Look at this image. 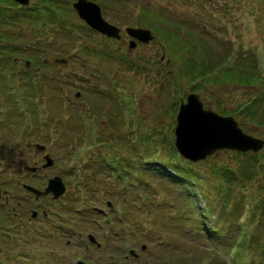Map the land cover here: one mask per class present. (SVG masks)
I'll return each instance as SVG.
<instances>
[{"label":"rangeland","instance_id":"rangeland-1","mask_svg":"<svg viewBox=\"0 0 264 264\" xmlns=\"http://www.w3.org/2000/svg\"><path fill=\"white\" fill-rule=\"evenodd\" d=\"M217 1L214 0V5L209 4V11L208 6L204 5V0H199V4L196 0L190 2H187V0H153L152 5L156 9L165 7L167 9L160 14L152 13V25H155L156 21H163L162 23L168 28L167 35L157 34L158 42H154L153 46L149 43L153 36H149L142 46L132 51L127 49V44L122 46L118 43L112 44L106 41L98 42V52L102 49V54L96 56L97 54L93 53L90 56V61H87L82 69L77 64L73 67L71 65L63 67L62 72L65 75H70L74 80L71 83V85L74 84L71 90L65 89L64 92V95L68 96V100L58 96H56L57 99L50 100V94H53V92L46 91L41 98L37 96L36 99H32L31 97L34 104L30 107L25 103L26 98L24 101L22 94H20L23 99L21 108L28 111L24 113L25 115L18 112L11 115V119L7 120V134L0 128V151L2 153L0 173L6 168V175L0 176V181L7 184L8 189H11L12 185H16L17 178H22L20 174L22 167L27 164L41 166V163H43V155L35 151V146L30 150L27 148L29 137L32 134L34 135L33 126L27 128L28 120L35 115L36 109H42L37 111L39 125L47 126L46 124L49 123L53 132L51 135L37 133L36 139L39 140V144L47 146L48 152L52 153L56 164L50 169L43 170L42 176L38 180L40 182L38 185L41 187L39 189H43L48 179L60 176L63 178L67 192V197L63 200L64 202L67 201L70 190L72 191L74 186L70 185V183H74L70 179V172L74 167L75 161H69L68 158L71 151L75 150L81 143V133L85 127L78 131V124H73V141L66 148L62 138L67 130H61V134L56 132L54 129L57 128V124L51 122L50 117L52 120H59L61 117L66 120L75 118V121H70L75 123L78 115H81L78 119H84L85 123L88 120H92L97 125L100 124L102 126L100 122L107 121L105 127L108 128V138L117 143L120 140L118 143L119 148L127 153L126 157L130 162V166H126L117 160L118 171L132 172L133 177L131 179L138 177L144 179L147 183L141 185V191L137 189V194L142 195V193H145L147 204L151 203L152 200L155 204L152 206L157 209H153L149 205H141L138 208L139 203L142 202H134L135 199L130 193L124 191L122 186H119V188L114 187L107 178L106 183L101 185L100 189L94 190L99 194L109 193V198H115L116 200L125 199L126 204L131 202L132 206H127L124 210L127 221L131 223L130 233L127 236L121 237L118 235L117 237L114 234H107L105 228H103L106 225L103 224L104 222L100 217L96 216L95 220H90L88 218L90 213L85 211V209L84 211L82 210V213H79L80 210L77 209H81V205L78 202H74L75 205L69 210L62 201H58V206H54L53 203H47V207H51L52 212L56 214L50 220L49 218L42 219L37 223L36 228L28 225L26 231L18 230L22 224L17 225L18 220L7 217L8 227L11 229L7 233V244L5 245L7 252L6 254L3 253L7 264H75L76 259H73L79 256L90 264H112L110 262L112 258L109 256L112 251L116 256H119V260L122 262L120 264H151L148 263L150 260L153 264H167L169 259H175L173 254L176 251H180L183 256V251L193 252V249L201 245L198 242H193L194 233L190 232L186 225L188 214L191 212L188 206L185 205L187 196L192 199L195 197V207H192V209L195 210L194 208H196L198 213L200 212V207L197 206V203L199 202L202 206L205 203L197 188L199 183L197 179L190 178L191 181L188 182L187 185L189 186L186 189L181 185L179 188L177 186L167 187L163 181L160 180V182L157 179L156 174L152 173L149 175L143 170V172H139L138 164L143 161L153 162L160 155L163 156V151L160 150L166 144L165 142L174 141L173 129L176 125V103L182 98L186 101V96L195 92L199 93L205 109L211 108L217 113H219V110L226 112L235 117L239 125L243 127L244 132L264 139L262 136L264 130L261 131V128L253 125H246L242 118L240 119L236 115L238 114L236 111L235 114L229 113L236 110L239 106L254 100L258 95V89L260 90L258 84L264 79V0H232L230 13L226 12L224 0L220 1L221 5L216 6ZM133 18H136V16ZM190 21L196 22V29L188 26ZM170 26L172 27L170 28ZM180 26L182 28H179ZM185 27L188 28V34L185 38H181L180 42L176 43L168 39L169 32L186 34ZM79 39L82 42L84 41V45H88L85 42L87 38L79 36ZM187 39L196 42L198 48L202 51L203 48L207 49L209 45L211 54L217 60V67L213 69L212 75L208 79V81L212 82L210 85L202 86L201 76L197 72L192 77L184 74V67L188 63L182 59L193 60L191 55L194 52L189 42L183 43L182 40ZM60 43L63 44V42ZM165 45L164 62L167 64L165 68H159L164 72V75H160L157 69L159 66L156 65L158 62H155V60L160 61L163 55L161 46ZM57 48L61 51L63 50L61 47ZM68 48L64 46L65 51ZM78 48L79 43L71 51L69 49L64 57L69 55L70 58H73L79 52ZM241 52L247 59H241ZM49 53L50 57H47V59L51 65H54L53 61L54 58H57L55 55L58 53L53 54L50 51ZM115 57H126L132 62L130 65L123 64ZM249 58L256 59V61L248 60ZM194 59L195 62L199 61L197 58ZM81 61L85 62L82 58ZM24 63H28L29 69L33 68L30 62ZM221 70L224 76L228 77V81L225 79V82H221L223 80L219 72ZM111 77L114 78L116 83L114 87L110 85V83H113ZM216 79L219 80L214 82ZM255 81L256 84H254ZM80 84L85 88H77ZM76 92H81L80 98L85 97L89 102L95 96L100 97L102 95L104 99L100 98L99 106L108 105L109 109L114 111L117 109L115 106L117 102H114L115 104L112 102L119 99L120 116L118 113L113 114L112 111L110 113L106 109L99 110L98 106H94V109L92 106L90 109L85 100H83L82 104L76 105L79 109H75L72 103L75 101L74 95ZM218 100L221 102L220 107L217 108L216 102ZM39 102L41 104H38ZM121 116L125 117L127 123L125 122L124 124ZM146 134L154 136L157 141L162 139L161 134H163L165 135V142L162 146H158L157 149L153 150L151 146L156 147L160 143H151V146H149L148 143L151 141L145 140ZM3 137L6 139H3ZM11 137L13 138L9 141ZM139 137H141V140H138ZM128 139L131 144L137 143L135 150L132 152L130 151L131 147ZM157 150L158 153L156 154L155 151ZM230 151L237 152L228 149L217 150L211 157L209 156L193 165L196 171L203 173L202 175L207 179L208 188L211 192L216 189L215 181L211 174V167L215 164L213 160L234 165L236 161L238 162V158L233 157V153ZM86 154L82 167L88 159L89 153ZM77 156L74 158H77ZM173 161L180 166L188 165L180 156L176 158V161ZM158 167L161 168L160 166ZM169 169L170 171L172 170L173 174L178 172V169ZM163 170L165 175H173L169 170ZM22 174H24V170ZM25 176L29 178L27 175ZM81 176H83V172H81ZM151 181L156 189L157 195L155 197H152L155 191L150 194L146 189V185H151ZM253 189H255V185ZM76 190L79 191L80 195H86L81 186L77 187V189L75 188L72 193ZM121 191L125 192V197L119 193ZM247 202L249 203V200ZM173 204H176V211H180L178 217L173 212V207H171ZM101 205L105 207L103 203ZM47 207H45V211ZM216 210L218 212L219 209L216 208ZM244 212L243 220L247 218L250 207L245 206ZM144 218L149 220V227L157 230L161 235L146 230L143 225H140ZM139 228L141 229V234H137ZM29 229L33 230L28 232ZM89 234H94L98 240L94 241L95 245L88 239ZM166 235L171 236L172 241L168 242L167 240L162 243L161 240L162 238L165 239ZM97 243H100V248H98ZM143 244L146 245L145 250L142 249ZM80 247H86L87 250L84 249L89 256L84 254L83 249ZM131 249H135L138 254L137 257L129 254ZM232 252L234 253V251ZM218 256L221 259L219 264H231L229 262V254L220 252ZM0 257H2V254H0ZM164 257L168 260L163 259ZM253 257L256 258L257 253ZM176 264L181 263L177 262Z\"/></svg>","mask_w":264,"mask_h":264},{"label":"trees","instance_id":"trees-1","mask_svg":"<svg viewBox=\"0 0 264 264\" xmlns=\"http://www.w3.org/2000/svg\"><path fill=\"white\" fill-rule=\"evenodd\" d=\"M29 13L30 12L27 10H20L12 0H0V116H2L1 124L4 125H7V120L11 119L13 113L18 112L22 114L20 111L22 110L23 99L25 101L26 98L25 103L31 107L34 104L32 101V99H35L34 96H42L46 91H50L53 92V94H50V99L54 100L57 99L56 96L59 98L61 97L62 93H64V89L71 90V87L74 86V84L71 85L74 80L70 75L50 74L48 70L51 72L52 66L45 64L43 60L50 57L49 51L53 54L58 53L55 56L66 54L68 49L65 51L64 46L67 47L70 45L73 48L76 38L60 35L59 33L52 36L40 35L38 38L30 36L29 27H24L22 30L19 26L20 24H28V26L33 24V21L28 16ZM165 34L167 35V32ZM168 39L176 43L181 41L180 37L175 32H169ZM60 42H63V44ZM208 46L207 49L203 48L202 51L196 45H191L194 51L191 55L193 60L187 58L182 59L188 63L184 67V74L187 76L191 75L192 77L196 72L199 73L202 86L212 83L208 81V79L211 77L213 69L217 67V60L214 58V55L211 54V49ZM57 47H61L63 50L61 51ZM199 50L200 52H198ZM240 56L241 59H247L242 52ZM194 58L199 59V61L197 60V62H195ZM250 59L253 60V62L256 61V59L252 58L248 60ZM24 60H29L33 68L28 70L25 66L21 65L20 63ZM120 62L130 65L132 61L120 59ZM254 66H256V64H254ZM56 68L57 67L54 69L55 72H57ZM35 70H39L41 73L37 74ZM219 72L223 79L221 82L228 81V77L224 76L223 71L221 70ZM218 80L219 79H216L214 82ZM254 84H256V81ZM258 85L260 90L258 89V95L254 100L243 106H239L240 108L238 107L236 110L230 111L229 113L235 114L238 112L236 115H238L240 119L242 118V121L245 122L246 125H253L261 128L262 131L264 130V79L260 81ZM80 87L81 84L77 86V88ZM20 94H22L23 99ZM100 98L104 99V96H95V98L91 100L92 103L87 100L90 109L92 106L93 109L95 108L94 106H98L99 110L106 109L108 112L112 111L113 114L118 113L120 116L118 104L116 105L113 102L117 109L115 111L110 110L108 105L99 106ZM83 100H86V98H75V109H79L76 105L82 104ZM220 102V100L216 102L217 108L220 107ZM219 113L229 115L220 110ZM78 117L81 116L78 115ZM78 117L75 123L70 122L71 120L75 121V118L66 120L63 117L59 120H52L50 117V121L55 122L59 126L56 131L61 134V130H66L60 128L62 126L78 124L80 127V124H83V120L80 121L81 119H78ZM121 119L124 122L123 116H121ZM33 123L38 126L36 120H34ZM46 125L50 124L47 123ZM78 131L80 130L78 129ZM73 132L74 131L70 129L64 132V137L62 139L66 148L69 143L73 141ZM38 133L42 134V131L38 130ZM98 136L100 141L103 139L106 140L104 132H99ZM161 136L162 139L157 141L154 136L146 134L145 140L151 141L148 143L149 146H151V143H160L156 147L151 146L154 150L157 149L158 146L164 144L165 135L161 134ZM262 136L264 137V132ZM138 140H141V137H139ZM128 141L131 147L130 151L132 152L135 150L137 143L131 144L129 139ZM165 143L166 144L160 150L163 151V156L160 155L153 162H141V165L138 164V168H140L139 172L144 171L149 173V175L152 173L156 174L157 179L163 181L165 183L164 185L167 187L177 186L179 188L181 185L186 189V187L189 186L187 185L188 182L191 181L190 178L197 179L199 182L197 186L198 190L205 201L204 208L202 211L200 210L199 213L196 208H194L195 210L192 209V207H195L194 199L187 196V203L185 201V205L191 210L188 214L189 219L187 218L186 220L187 228L190 232L192 231L194 233L193 242H198L201 245L193 249V252L183 251V256L180 254V251H176L180 249H176L175 254H173L175 259L168 260L166 257L163 258L168 260L167 264H176L177 262L181 264H217L218 262L219 264V260L221 259L215 251L210 249V242H214L224 250L234 251L233 264H264V149L258 154L230 151L233 153V157L238 158V162L236 161L235 165L213 160L215 164L211 167V174L215 181L216 189L211 192L208 188L207 179L202 175L203 173L196 171L193 166L196 164L184 159L183 160L188 163L187 166H180L174 162L173 160L176 161L178 154L173 145V141H166ZM79 148L80 146H77L75 150L71 151L68 158L69 161L73 160ZM120 152L122 153L120 154ZM155 153L157 154L158 150L155 151ZM126 154L127 153L122 151L119 146L114 148L111 145L105 150L97 149L92 151L88 161L84 163L83 167V162L79 157L77 167L80 171H83V176L81 180L77 181L78 186L81 185L86 195H80L78 190L74 193L71 192L69 195L70 198L68 199L69 205H66V208L71 209L75 205L74 202H78L88 213H94L102 218L101 213L93 207L106 200H112L114 206H119L122 210H125L127 206H132L131 202H127L128 204H126L125 199L116 200L115 198H109V193L99 194L94 190L100 189L101 185H104L107 181L101 178L102 173H119V177H121L120 180H110V183L116 188L123 186L125 191L137 199L134 194L135 189L140 190L141 185L147 182L139 177L131 179L133 177L132 172L118 171L117 160L118 162H122V165L130 166ZM111 158L113 160L110 165L108 162L111 161ZM141 167L143 168L141 169ZM169 168L178 169V172L173 174L172 170L170 171ZM90 169H93L91 174H89ZM163 169H168L173 175H165ZM70 185H72V183H70ZM254 185L255 189H253ZM146 189L150 194L155 191L152 197L157 195L152 181L151 185H146ZM119 193L125 197L124 191ZM143 194L145 196V201L142 205H149L151 208L157 209L155 206H152L155 205L152 200L151 203L147 204V196L145 193ZM248 200L249 203L247 202ZM138 201L140 202V200ZM138 201L134 200V202ZM245 206L250 207V212L247 218L243 220ZM171 207H173V212H175L178 217L180 211H176V204L171 205ZM216 208L219 209L218 212ZM140 225H143L146 230L160 234L157 230H153L152 227H149V220L142 221ZM137 234H141L140 228ZM166 239L169 242L172 241L171 236L166 235ZM255 253H257L256 258L253 257Z\"/></svg>","mask_w":264,"mask_h":264},{"label":"flooded vegetation","instance_id":"flooded-vegetation-1","mask_svg":"<svg viewBox=\"0 0 264 264\" xmlns=\"http://www.w3.org/2000/svg\"><path fill=\"white\" fill-rule=\"evenodd\" d=\"M12 1L19 7L20 10H27L30 12L28 16L33 21V24L31 26H28V24H20L19 26L22 30L24 29V27H29L30 36L34 38H38L40 35L52 36L56 33H59L60 35H64V36H72L75 38L77 37L79 38V36H82L89 39V40L87 39L85 40V42H87L88 45H84V41L82 42V40L81 41L79 40L78 42L79 52H77L76 56H74L73 58H70L69 55L64 57L67 53L61 56H56L57 58H67L68 61L66 64L58 63L55 60L57 58H54L53 61L54 65H51L48 59L44 61L45 64L52 66L51 72L49 70L48 72L53 75L56 74L65 75L62 72V69L64 66L67 65H71V67H73L75 64H77V66H79L80 69H82V67L86 65V62L90 61V56L93 55V53L95 55L97 54L96 56L102 54V49H100V51L98 52L99 50L98 42L106 41L112 44L118 43L121 44L122 46H125L127 44L128 45L127 49L129 51H132L142 46L146 40L144 38L149 35L150 37L153 36V39L151 40L152 43L149 42L151 46H153L154 42H158L157 34L164 35L168 30V28L165 27V24L162 23L163 21H156L155 25H152L151 22L152 13L160 14L161 12L163 13V11L167 9L166 7L156 9V7H153L152 5L153 0H29V3L27 5H24L22 3H17L14 0ZM190 1L192 0H187V2ZM220 1L223 0H218L216 2V6L221 5ZM196 2L198 3L199 0H196ZM224 3H225L226 12L230 13L231 12L230 7H232L231 6L232 0H224ZM83 4L92 6L91 9L94 12H96L98 9L100 17L107 22L108 27L117 28V34L119 37H111L109 36V31L108 34L102 33L96 30L95 28L91 27L89 24H87L86 21L81 17L79 8L77 7V6L82 7L84 6ZM209 4L214 5V0H204V5L208 6V10H209ZM93 6H96V8ZM134 16H136V18H133ZM188 26L196 29L195 28L196 22L190 21V25ZM171 27L172 26H170V28ZM179 28H182V26H180ZM135 29L141 30L139 37L137 38L132 37L133 36L132 31ZM185 30H186V34L184 35L181 33H177L178 36L180 37V40L181 38L183 39L185 38V36H187L188 28L185 27ZM182 41L184 44L189 42L191 45H196L198 47L196 42H192L191 40L189 41V39ZM132 42L135 43L134 47H131ZM67 47H69L68 50L70 49V51L71 49L75 48V46L72 48L70 45ZM161 48L164 54L166 50V45L161 46ZM105 55L107 56V54ZM81 58L84 59L85 62L81 61ZM115 58L120 60V57H115ZM123 58L127 60L125 57ZM107 59L112 60L109 58ZM47 61L49 62L47 63ZM24 62H21L20 64L23 65ZM155 62H158V60H155ZM166 64L167 63L164 62V57H162L160 58V62H158L157 65H159L160 68L163 69L166 67ZM23 66H25L26 69L30 70L28 63L26 64L24 63ZM55 67H57L56 68L57 72H55L54 70ZM35 72L37 74L41 73V71L39 70H35ZM81 88H85V87L81 85L79 89ZM85 101L87 102V99ZM88 105L89 104H87V106ZM87 110L89 109L87 108ZM1 120L2 119H0V128L3 130L4 133L7 134V130H8L7 125L1 124ZM100 123L102 124V126H100V124L97 125L92 120H90L88 122V125L87 123H85V128L87 126L88 128H90L91 126L96 125L99 129H101L104 133H106L108 128L105 127V123H107V121H101ZM39 128L44 130L52 129V127H48V126H36L35 128H33L34 135L32 134V136H30L28 139V143H27L28 150L34 147L35 144L36 145L39 144L38 142L39 140L36 139L38 136L37 129ZM63 128H67V127L63 126ZM12 138L13 137H11L9 141H11ZM3 139L6 138L3 137ZM35 151L40 152L43 155V163H41V166H37L36 164L33 166L31 164H27L26 166L22 167V169L24 170V174H22L23 170L21 169L20 174L22 178H17L16 185H12L11 189H8L7 184H4L2 181H0V254H2V257H0V264H7L6 257H3V253L6 254L7 252L5 246L7 244V236H8L7 233L9 230H11L8 227L7 217H12L14 220H18L17 225L22 224L20 226V229H18L21 231H26L28 225H31L32 227L36 228L37 223H39L42 219L51 217L52 208L47 207V203L48 204L53 203L52 202L53 200L51 199V195L37 198L34 193L24 188V184H29L34 187L37 186V188H39L38 184L40 182H38V180L42 176L41 173L43 172V170L47 169L45 167H42L45 163L44 156L47 153H49L52 156V153L48 152V148L43 151H38L37 149ZM1 157H2V153L0 151V159ZM27 167H37V170L29 171L26 170ZM3 175H6V168L3 169V171H1L0 173V176ZM25 175H27L29 178H27ZM45 185L43 186V189L45 188ZM54 202H58V201H54ZM45 207H47L46 211L44 210ZM34 211L37 212V214L35 217H32ZM30 230L33 229H29L28 232Z\"/></svg>","mask_w":264,"mask_h":264},{"label":"water","instance_id":"water-1","mask_svg":"<svg viewBox=\"0 0 264 264\" xmlns=\"http://www.w3.org/2000/svg\"><path fill=\"white\" fill-rule=\"evenodd\" d=\"M14 1L24 5L29 3V0ZM77 7L80 15L91 27L102 33L108 34L109 31L111 37H119L117 28L108 27L107 22L101 19L98 9L94 12L90 5ZM93 7L96 8V6ZM56 61L61 64L67 63V59L63 58L56 59ZM76 96L80 97V94L77 93ZM176 120L174 145L183 158L194 163L205 160L217 150L228 149L246 153L249 151L258 152L264 147V140L244 132L234 117L221 116L212 109H205L200 95L197 93L189 94L186 101L181 100ZM35 148L39 151L46 149L40 144H37ZM45 159L47 161L45 167L53 165L54 161L50 155H46ZM28 169L36 171L34 167ZM24 187L34 192L37 197L51 193L55 199L61 197L66 190L63 180L59 176L51 178L44 191H39L30 185ZM131 253L134 254V251Z\"/></svg>","mask_w":264,"mask_h":264},{"label":"bare ground","instance_id":"bare-ground-1","mask_svg":"<svg viewBox=\"0 0 264 264\" xmlns=\"http://www.w3.org/2000/svg\"><path fill=\"white\" fill-rule=\"evenodd\" d=\"M14 259H16V258H14Z\"/></svg>","mask_w":264,"mask_h":264}]
</instances>
